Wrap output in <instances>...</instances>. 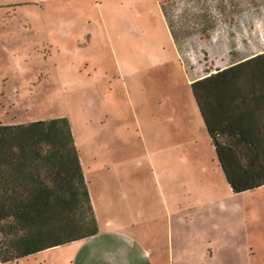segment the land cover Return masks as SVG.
<instances>
[{
	"label": "rangeland",
	"instance_id": "374dc122",
	"mask_svg": "<svg viewBox=\"0 0 264 264\" xmlns=\"http://www.w3.org/2000/svg\"><path fill=\"white\" fill-rule=\"evenodd\" d=\"M263 51L264 0H0V122L68 119L99 227L15 264H226L181 248L225 229L202 202L256 196L231 192L189 76Z\"/></svg>",
	"mask_w": 264,
	"mask_h": 264
},
{
	"label": "trees",
	"instance_id": "16d2710c",
	"mask_svg": "<svg viewBox=\"0 0 264 264\" xmlns=\"http://www.w3.org/2000/svg\"><path fill=\"white\" fill-rule=\"evenodd\" d=\"M190 88L231 191L264 185V51L192 78ZM98 229L68 119L0 122V264Z\"/></svg>",
	"mask_w": 264,
	"mask_h": 264
},
{
	"label": "crops",
	"instance_id": "0c3cea01",
	"mask_svg": "<svg viewBox=\"0 0 264 264\" xmlns=\"http://www.w3.org/2000/svg\"><path fill=\"white\" fill-rule=\"evenodd\" d=\"M189 82L191 83L190 76H189ZM217 165L220 168L218 161H217ZM247 191L253 192L256 198L247 202V207L245 210L246 212L244 211L243 206L238 205V203L236 202H232L229 206L224 204V202L220 200H211L208 202H202V205L200 207L205 208V211H201V217H206V218L204 220L205 224L201 221L198 222L201 225V227L204 225L203 226L204 228L205 226L208 225L206 222L207 219H210L211 223L212 221H215L217 218H222L223 221H225V219L220 216L226 214L227 222L226 225L224 226L225 229L222 230V226L216 224L212 226V230L215 231L214 236L210 237L207 234L205 236L204 235L199 236V238L202 237L203 239L208 238V240H210L209 245L207 244L206 241L203 243L204 245H201V247H191L190 246L191 244H188L186 247V245L184 244L183 247L181 248L182 257H198V256L206 257L208 255L209 258H211L216 255H224L226 257H229V260L227 261L226 264H264V185ZM233 194H239V193H233ZM197 208H199V206H194L189 208L187 214L193 217L192 211L194 209L196 211ZM193 221L194 220H192L190 224L193 223L192 225H194ZM200 229L201 230H199V233H201V231L203 230L202 228ZM125 235L126 234H122V237H124ZM130 246H133V244ZM174 251H175V247H174ZM199 263H201V261ZM170 264H175V263L172 260ZM182 264H198V262H196L195 259L192 260L189 258L183 260Z\"/></svg>",
	"mask_w": 264,
	"mask_h": 264
}]
</instances>
